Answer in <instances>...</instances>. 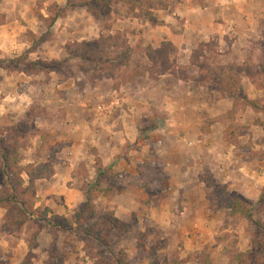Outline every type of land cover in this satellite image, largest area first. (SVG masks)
Instances as JSON below:
<instances>
[{
    "label": "rangeland",
    "instance_id": "374dc122",
    "mask_svg": "<svg viewBox=\"0 0 264 264\" xmlns=\"http://www.w3.org/2000/svg\"><path fill=\"white\" fill-rule=\"evenodd\" d=\"M2 1L0 0V15L6 16L5 21L7 16L12 19L20 17L24 23L32 18L35 20V25L19 32L21 46L19 49L12 48L11 51L16 49V52H9L21 54H12L7 57H2L0 54V61H6L4 67L0 68L5 69L12 76L16 73L18 75L24 73L25 75L21 77L25 81H28L29 77H37L35 85L38 86L39 84L49 85L52 81L57 83L58 80L68 83L72 82V78H74L76 85L80 84L81 88H85L86 83H84V77L82 78L84 75L74 67L75 61L68 64L66 62H68L67 58L70 60L73 58L72 54H86L91 58L88 61L84 59L90 85H87V91L82 93L85 96L82 97L86 98L88 95L89 101L96 100V103L92 104L95 106L96 113H98V105L110 107L109 110H111V106L116 102V92L120 85L115 80L121 81L131 77L132 72H130L129 64L131 53L149 54L151 53L149 52L150 48L155 51L162 46V44L159 47L147 45V47L141 46L136 49V46L129 42L123 29L128 31L130 22L135 18L139 19L141 23L145 19H149L147 15L151 13L149 8H165L166 0H128L127 3L116 0L110 7L101 8V12L98 13L103 14L100 20L92 13V11L97 12L96 5H86L84 8L77 6L75 9L70 7L67 10L70 18L64 19L63 17L56 22H52L51 18L56 14L59 6L66 7L68 0H29V2L22 0L17 7L14 2L10 3L12 8L3 4ZM69 1L79 5L91 0ZM3 8H7L8 12H4ZM107 10L110 11L107 12ZM40 19L45 21L42 22ZM84 22L87 27H90V32L84 33L83 30H79V28H83L80 23L84 24ZM124 25L125 28L122 27ZM130 26L134 27L132 24ZM84 34H87V39L82 40ZM33 35L43 37V40L33 46ZM253 42L252 51L246 53L245 57L241 59L222 57L223 53H220V50L227 49V45L224 44V49H221L215 40L209 43L208 48L205 47L206 52L201 46L195 50V53L204 54V56L201 55L203 57L195 60V65L200 68L202 73L199 75L200 79L204 83L210 84L209 91L207 90L209 99L211 94H214V97L218 96L220 100L221 97L234 100L229 107L223 104L225 102L223 100L221 102L224 106L219 105L223 110L221 116L227 122L224 143L218 144L216 150L208 152L209 155L206 154L200 160L202 167L199 169L198 177L204 184L198 185L197 190L203 198H207L202 203V207H199L202 210V215L191 221V225L186 227V233L182 220L174 216L169 220L170 225H173L172 228L175 227V229L181 226L183 233H179L180 230L166 231L162 229L161 224H156L152 218L146 216L149 213L146 208L141 212L146 217H138L140 214H136L123 220L115 215L114 208L117 207V203L111 205L110 197L107 198V201L103 197V195L112 194L114 189V192L118 194L127 191L139 192L140 190L143 193L147 190L149 196L151 198L156 196L157 200H165L177 190L175 184H171L166 177H163L166 173L161 169L164 164L160 160L165 159L166 156L161 157L152 152L150 148L149 156L145 158L146 163L143 166L135 164L131 170L122 166L125 169L121 168L117 171L114 168L102 171V160L97 155L92 156V160H88V162L81 160L78 162L80 168L76 172L77 174L74 173L75 181H70L68 184L69 188H75L73 190L75 198L79 190L81 194H85L88 186L94 183L101 172H104V175L101 176L100 187L105 193L101 192L100 196L93 199L94 207L86 209L85 215L89 217L78 220V212L88 200L86 197L83 204L75 207V213L67 218L64 217L66 221L62 220L66 225V228L62 229L64 232L55 234L58 242L68 246L76 243L80 249L70 250L66 245L69 249L66 250V255L75 251V255L78 256L74 255L77 258L76 263L71 264H117L119 259H125L126 264H173L177 259H182L184 263L201 264L203 255H209L213 264H238V260L235 259L238 253H246L239 264H264V245L261 244L264 239V201L262 203L260 201L264 196V32ZM69 45L70 48L67 49ZM154 51L152 53H155ZM0 53H2L1 50ZM57 53H67V55L70 53V56L65 58V61ZM170 53H176V50ZM169 55L168 60L161 59L158 55H155V61L151 60L153 64H157L156 67H160L155 70L152 68V77L156 78L158 72L162 74L171 68ZM20 57H25V62L15 63L14 61ZM34 63L37 65L35 66ZM11 65L17 66V70H9ZM34 69L41 70V73L34 74ZM97 71L100 73L98 74ZM211 73L226 79L231 76L232 80L220 85L214 80ZM70 75H72L71 79H67L66 77ZM98 75L106 76V79L103 80L104 87L100 91H94L91 95L89 89L93 87L95 89L94 80ZM112 76L116 79H110ZM24 83L22 80V84ZM232 89H236L234 96L229 93ZM67 96L71 99L75 95L67 94ZM50 105L52 107L53 104ZM113 107L112 112L117 108L119 112L122 111L121 109H126L122 104L113 105ZM57 108L55 107V109ZM60 108L64 109V107ZM214 108L215 117H221L217 103ZM109 110L99 113H106ZM51 112L46 106L43 107L35 103L27 112L20 113L19 120L15 125L0 126L5 130L3 137L6 142L12 145L19 142V153L25 162L34 159L35 162L37 161L36 166H43L61 161L58 153L62 144L52 143L54 138L43 127L44 121L53 118ZM152 125L149 124L150 127ZM41 137H43V142H40ZM162 142L161 139L158 140L154 136L148 145L157 148L159 145H163ZM196 146L194 145V147ZM129 150L126 146L124 153ZM123 162L124 164L129 163ZM47 172L43 178H50V173ZM24 176L26 177V175ZM46 183L47 181L37 183L35 180L33 186L29 188L31 192L34 191L35 199H37V193L42 195ZM222 186L231 194H238L254 202V220L233 218L219 206L216 192ZM181 207L182 201L177 200L173 209L179 212ZM207 222L212 226L207 225ZM42 230L36 221L27 222L20 228H9L7 224L4 226L7 237L11 234L15 235V233L29 234L30 231L31 240ZM106 234L108 237L102 236ZM31 240L29 246L30 252L33 253ZM6 254L0 253V264H14L8 253ZM79 255L83 260L77 262ZM23 264H33L30 255L27 256Z\"/></svg>",
    "mask_w": 264,
    "mask_h": 264
},
{
    "label": "crops",
    "instance_id": "0c3cea01",
    "mask_svg": "<svg viewBox=\"0 0 264 264\" xmlns=\"http://www.w3.org/2000/svg\"><path fill=\"white\" fill-rule=\"evenodd\" d=\"M21 1L3 0L2 3L12 8L10 3L14 2L17 7ZM165 2V8H149L154 20L160 21L159 24H154L149 19L141 23L135 18L130 22L134 27L128 24V31L123 29L125 25L122 26L129 42L136 46V49L141 46L147 47V45L159 47L164 41H169L173 43L176 53L169 55L171 68L162 74L158 72L156 78L151 76V72L160 67L152 63L149 54L131 53L129 60L131 77L121 81L113 76L110 77L112 80L116 79L115 81L120 85L116 92L118 99L116 105L122 104L126 107L120 112L118 108L112 112L114 108L112 106L106 113H96L95 106H92L96 100L89 101L88 95L86 98L82 97L85 96L82 93L87 91V85H90V78L86 74L85 67L87 59L71 58L70 60L67 58L70 53L68 55L57 53L62 56L61 58H67V64L75 61L74 67L84 75L82 78L84 77V83H86L85 88H81L80 84L76 85L74 78L68 83L58 80L57 83L52 81L49 85L39 84L38 86L35 85L37 77H29L30 79L25 81L21 77L25 75L24 73L19 75L16 73L12 76L5 69L0 68L1 127L15 125L20 113L27 112L35 103L46 106L52 111L53 118L44 121L43 127L54 138L52 143L62 144L58 153L61 161L53 164L54 173L50 174V178L37 180V183L41 181H47V183L42 195L37 193V199H35L36 208L43 207L51 210L50 217L59 215L67 218L75 213L76 206L86 201V195L81 194L80 190L75 198L73 194L75 188L68 187L70 181H75L74 173L80 168L78 162L81 160L88 162L92 160V156L97 155L102 160V171L114 168L118 171L122 166L131 170L135 164L143 166L146 163L145 158L149 156L150 149L161 157L166 156L165 159L160 160L164 164L161 169L166 173L163 177H166L171 184H175L177 190L172 192L173 195L169 198L157 200L156 196L151 198L147 190L143 193L140 190L132 192L133 194L131 191L118 194L114 192V189L112 194L103 195V197L106 201L110 197L111 205L117 203V207L114 208L115 215L123 220L136 214H140L138 217L148 216L156 224H161L162 229L180 230L179 233H183L180 225L178 229L170 225L169 220L172 216L182 220L186 233V227L191 225V221L202 215L199 207H202V203L207 198H203L197 190L198 185L204 184L198 177L199 169L202 167L200 160L206 154L209 155L208 152L216 150L218 144L224 143L227 122L221 116L224 106L221 100L225 101L223 104L228 107L234 100L226 97H221L220 100V97H214V94H211L209 99L210 84L200 79L199 75L202 73L195 65V60L203 57L204 54L195 53V50L201 46L206 52L205 47L208 48L209 43L215 40L221 49H224V44L227 45V49L220 50V53H223L222 57L244 58L246 53L252 51L254 39L264 32V0H166ZM78 7L84 8L86 5ZM71 8L75 9V7ZM3 10L8 12L7 8ZM69 16L67 14L64 19L70 18ZM34 23L35 20L32 18L24 23L20 17L12 19L7 16L5 24L0 25L2 57L21 54L9 52H16V49L20 48L19 32L33 27ZM80 25L83 27L79 28L80 31L90 32L86 22ZM122 29L119 30L122 31ZM81 39H87V34H84ZM12 48H16L15 51H11ZM97 73L99 74L100 71ZM71 77L72 75L66 78L71 79ZM105 77L98 75L95 78V89L94 87L89 89L91 95L94 91L103 89ZM251 87L254 86L251 85ZM77 90L80 91L77 92ZM67 94L75 96L70 99ZM216 103L221 116L218 118L215 117L214 112ZM54 106L58 108L55 109ZM154 113L156 115H153ZM149 124L153 125L150 127ZM154 136L163 141L162 146L154 148L148 145ZM194 145L197 146L194 147ZM126 146L130 150L124 153ZM123 161L129 163L124 164ZM22 164H37V161L33 159L25 162L23 158ZM24 178L26 185H29L28 175L26 174ZM177 200L182 201L179 212L173 209ZM145 208L149 212L146 216L144 213L141 214ZM6 212L5 208L0 207V253L4 255L8 253L14 264H23L30 252L29 243L32 236L29 231V234L15 233L7 237L5 235L7 233L4 232ZM207 225L212 226L208 222ZM56 232L61 234L64 230L51 226L38 232L36 245L32 250L33 264L76 263L78 256L75 255V251L66 255V250H69L66 247L67 244L58 242ZM72 244L67 245L70 250L78 248L76 243ZM81 260L83 259L80 256L77 262ZM184 264H191V262Z\"/></svg>",
    "mask_w": 264,
    "mask_h": 264
},
{
    "label": "trees",
    "instance_id": "16d2710c",
    "mask_svg": "<svg viewBox=\"0 0 264 264\" xmlns=\"http://www.w3.org/2000/svg\"><path fill=\"white\" fill-rule=\"evenodd\" d=\"M116 0H91L89 2H84L79 5H96L97 6V12L92 11L93 15L100 20L103 14H98L101 12V8H107L110 7ZM121 2L127 3L128 0H120ZM78 4H74L73 2L68 0V4L66 7H60L56 11V14L51 18L52 22H56L59 18H63L67 14V10L70 7H77ZM110 10H107L109 12ZM148 18L153 22L154 24H159L160 21L154 20L151 13H148ZM5 15H0V25L5 24ZM33 42L32 45L34 46L36 43L43 40V37H36L33 35ZM70 48V45L67 46V49ZM175 47L173 43L166 41L162 43V46L160 49H149V57L152 61H155V55H158L161 59L168 60V55L170 52L175 51ZM85 53H87L86 49H84ZM154 51L155 53H152ZM73 58H82L90 60L91 58L87 56L86 54L79 55L77 53L72 54ZM25 57H20L16 59L14 62L17 63L18 61L25 62ZM6 61H0V67H4V63ZM36 66L37 63H34ZM44 67V66H43ZM9 70H17V66H10ZM35 70L34 74H40L41 70ZM29 71V70H27ZM29 73V72H28ZM215 74V73H214ZM211 75H213L211 73ZM214 80L220 84L223 85L226 81L229 83L232 80V77L221 78L217 75H213ZM213 80V81H214ZM214 81V82H215ZM222 89V88H221ZM220 91V89H218ZM230 95L234 96L236 94V89H232L229 91ZM264 110V107H263ZM5 133V130H3L0 127V207L6 209V224L7 227H23L27 222L30 221H36L40 224L41 230L46 227H59V228H66L62 222V220L66 219L64 217H61L59 215H52L49 216L51 210L49 208H36V200H35V194L34 191H30L29 188L33 186V183L35 180L41 179L44 176H46L47 173H54L53 165L52 164H44L43 166H36L35 164H28L23 165L22 164V158L19 153V142L17 141L15 145L10 144L9 142L5 141V138L3 137V134ZM43 142V137H42ZM28 175L29 177V185H26V180L24 178V175ZM104 175V172H101L97 179L94 181V183L90 184L88 188L85 191V195L88 198L86 204L80 209L78 212V220L86 219L89 216L86 217L85 212L88 207H94L95 204L93 203V199H96V197L100 196L101 192H104V190H101V176ZM93 187V188H91ZM95 195H94V193ZM93 193V195H92ZM105 193V192H104ZM216 197L219 202V206L225 209L230 216L233 218H245L249 220H254V202L251 200H248L238 194H231L224 186L219 187L216 192ZM261 203L264 201V196L261 198ZM120 224H123L121 221ZM104 227V226H103ZM105 228V227H104ZM38 234L33 236V239L31 240V246L34 247L36 245V237ZM103 237H108V235H102ZM103 239V238H100ZM262 245H264V239L263 242H261ZM145 245V244H144ZM30 257L33 256V253H29ZM246 256V253H238L236 254L235 259L238 260V264L241 262V259ZM117 264H126L125 259H119ZM173 264H184V261L182 259H177L173 262ZM201 264H213L211 258L209 255H203L202 256V262Z\"/></svg>",
    "mask_w": 264,
    "mask_h": 264
},
{
    "label": "built area",
    "instance_id": "2783aa9c",
    "mask_svg": "<svg viewBox=\"0 0 264 264\" xmlns=\"http://www.w3.org/2000/svg\"><path fill=\"white\" fill-rule=\"evenodd\" d=\"M116 99H117V98H116ZM117 100H118V99H117ZM117 103H118V102H114L113 105H116ZM113 105H112V106H113ZM112 106H111V108H112ZM109 108H110V107H107V106H104V105H101V104H100V105L97 106V111H98V112H105L106 110H109Z\"/></svg>",
    "mask_w": 264,
    "mask_h": 264
}]
</instances>
